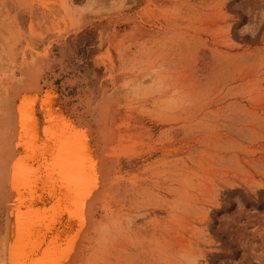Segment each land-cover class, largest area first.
<instances>
[{"label": "rangeland", "instance_id": "obj_1", "mask_svg": "<svg viewBox=\"0 0 264 264\" xmlns=\"http://www.w3.org/2000/svg\"><path fill=\"white\" fill-rule=\"evenodd\" d=\"M33 61L116 104L81 264H264V0H0V96Z\"/></svg>", "mask_w": 264, "mask_h": 264}, {"label": "bare ground", "instance_id": "obj_2", "mask_svg": "<svg viewBox=\"0 0 264 264\" xmlns=\"http://www.w3.org/2000/svg\"><path fill=\"white\" fill-rule=\"evenodd\" d=\"M44 68V67H43ZM36 62L26 64L0 96V264L16 259L60 260L81 264L100 224V209L120 191L118 116L111 96L94 103L87 95L68 103ZM61 94V95H60ZM85 94V93H84ZM103 97V96H101ZM80 98V97H78ZM117 108V107H116ZM67 121L83 139L84 155L78 161L81 175L72 189L48 180L47 166L55 167V141L45 135ZM41 172L33 188L22 182L23 168L16 161ZM35 247V253L32 252Z\"/></svg>", "mask_w": 264, "mask_h": 264}, {"label": "snow or ice", "instance_id": "obj_3", "mask_svg": "<svg viewBox=\"0 0 264 264\" xmlns=\"http://www.w3.org/2000/svg\"><path fill=\"white\" fill-rule=\"evenodd\" d=\"M45 135L50 137L55 141V152L54 161L56 162L55 167L60 168L59 173L54 171L53 167L47 166L45 161V166L47 167L48 180L52 183L57 182V176L59 177V183L62 187H68L72 189L76 183L75 178L81 175V170L78 168V161L84 155L83 139L80 136L79 130L75 126H68L67 121H63L61 124L53 127L50 132L47 128L45 129ZM23 168L22 182L25 187L33 188L40 182L43 177L41 172L45 168L37 169L34 166H30L25 163L23 157H20L16 161V165L13 173V186L16 187L17 184V169ZM36 249L33 247L32 252L35 253ZM16 247L13 246L12 249V259L10 264H62L60 260H49V259H39L32 260L27 258L29 253L25 252L24 259H16Z\"/></svg>", "mask_w": 264, "mask_h": 264}, {"label": "water", "instance_id": "obj_4", "mask_svg": "<svg viewBox=\"0 0 264 264\" xmlns=\"http://www.w3.org/2000/svg\"><path fill=\"white\" fill-rule=\"evenodd\" d=\"M53 77V76H52ZM52 77H51V74L49 73V72H47L46 71V74H45V80H52ZM57 82V81H56ZM56 84H58V83H56ZM66 83H62V84H58V88L59 89H63L66 93H67V95L70 97V98H72V100H75L76 102H77V100H76V91H68V87L65 85Z\"/></svg>", "mask_w": 264, "mask_h": 264}]
</instances>
